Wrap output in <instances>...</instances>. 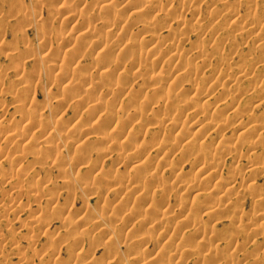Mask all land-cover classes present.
I'll use <instances>...</instances> for the list:
<instances>
[{"label":"rangeland","instance_id":"374dc122","mask_svg":"<svg viewBox=\"0 0 264 264\" xmlns=\"http://www.w3.org/2000/svg\"><path fill=\"white\" fill-rule=\"evenodd\" d=\"M107 1L0 0V264H264V0ZM105 2L111 6L102 8ZM87 27L92 34L80 38ZM123 33L138 47L133 43L122 58L124 44L107 54L111 70L118 67L110 86L92 65L101 48L91 46ZM149 48L158 53L148 57ZM78 67L81 76L73 75ZM64 70L69 77L61 82ZM135 70L141 71L135 79L125 77ZM179 70L188 75L178 83ZM79 76L81 89L73 87ZM153 76L169 80L160 85ZM176 83L181 88L172 98L159 91ZM213 84L212 95L191 100L196 88ZM83 96L104 102L103 112L93 116L77 106ZM207 96L213 107H205ZM137 101L147 108L123 113ZM106 113L128 123L100 148L97 138L115 135ZM212 121L223 125L203 131ZM245 130L251 140L241 135ZM134 150L141 154L135 160L118 157ZM178 177L190 187L175 186ZM216 178L239 192L208 199ZM166 210L176 222L165 221Z\"/></svg>","mask_w":264,"mask_h":264},{"label":"bare ground","instance_id":"6f19581e","mask_svg":"<svg viewBox=\"0 0 264 264\" xmlns=\"http://www.w3.org/2000/svg\"><path fill=\"white\" fill-rule=\"evenodd\" d=\"M104 1H106V2H109V1H107V0H104ZM105 2V4L102 6V8H106V7H109V6H111V4L109 5V3H106ZM149 2H150V0H149ZM153 2V1H152ZM102 3H103V1H102ZM15 7H16V4H15ZM13 8H14V6H13ZM18 8V7H17ZM15 9V8H14ZM73 10H75V9H73ZM62 11V10H61ZM60 12V11H59ZM75 12V11H74ZM77 12V11H76ZM29 13V12H28ZM144 14V11L143 10H139L138 11V14ZM235 14V13H234ZM71 17H73L74 15L72 14V15H70ZM69 16V17H70ZM236 16V15H235ZM234 18V17H233ZM66 21H63V23H65ZM86 22V21H85ZM90 24V23H89ZM103 24V23H102ZM88 25V24H87ZM92 25V24H91ZM93 26V25H92ZM95 26V25H94ZM99 26H103V25H99ZM88 29L87 30H84V31H81L80 33H79V37L81 38L83 35H86V36H88L87 34H92V31H91V29H89V27H87ZM91 28V27H90ZM48 34V33H47ZM58 34V36H59V33H57ZM261 34H263V33H261ZM71 36H74V33H73V35H71ZM85 36V37H86ZM124 33H123V36H122V34H118L117 35V37L115 38V39H113V40H111L110 42H107V40H103V39H95V41L93 42V44H92V46H91V49L92 48H94V50L96 49H99V48H101V49H99V51H97L98 53L96 54L97 56L95 57V59H94V61H95V63L94 64H92V65H96L98 68V71H99V76L101 77V78H103V82H105V84L106 83H111L110 84V86H114L113 85V83L115 82L114 80H112V79H110L109 78V76L110 75H112V73L115 71L116 72V70L118 69V67H117V64H116V67H117V69L114 67V70H111V62L112 61H109V55H107L109 52L112 54V53H114L116 50L118 51V47L120 48L121 46L120 45H122V44H124L123 45V48L122 49H120L119 50V54H117V58H119L120 56V58H122V56H123V53H124V50L125 49H127V50H129L130 48H132L133 46H134V44L136 45V43H138L137 42V40H135L134 39V41H133V43L130 45V43H126V38H124ZM67 37V36H66ZM78 37V38H79ZM60 38V37H59ZM62 38V37H61ZM74 38V37H73ZM77 38V39H78ZM124 38V39H123ZM153 38H155V37H153ZM153 38H151V39H153ZM264 38V37H263ZM75 39V38H74ZM71 40V39H70ZM84 40V39H83ZM83 40H80V42H82V44H83ZM156 39H154V41H155ZM158 40V39H157ZM262 40V39H261ZM63 41V40H62ZM148 41H150V40H148ZM152 41V40H151ZM70 42V41H69ZM73 42H74V40H73ZM72 42V43H73ZM79 42V41H78ZM136 42V43H135ZM71 43V42H70ZM85 43V42H84ZM87 43V42H86ZM90 43V42H89ZM126 43V44H125ZM146 43V42H145ZM154 43V42H153ZM79 44V43H78ZM81 44V46L83 47V45ZM88 44V43H87ZM159 44V43H158ZM158 44H156V45H158ZM61 44H59V46H60ZM86 45V44H85ZM139 45V44H138ZM76 46H80V45H75V49H77L76 48ZM80 46V47H81ZM125 46V47H124ZM137 46V45H136ZM159 46V45H158ZM61 47V46H60ZM80 47H79V49H80ZM88 47V46H87ZM138 47V46H137ZM139 47H140V45H139ZM74 48V47H73ZM83 48H86V47H83ZM82 48V50H81V52H83V49ZM155 48H156V46H155ZM68 49V48H67ZM89 49V48H88ZM87 49V50H88ZM54 50V49H53ZM57 50V49H56ZM61 50V49H60ZM70 50V49H69ZM74 49H72V51H73ZM126 50V51H127ZM133 50V49H132ZM136 50V49H135ZM148 50V49H147ZM156 50V49H155ZM52 51V50H51ZM63 51V50H62ZM76 51V50H75ZM153 48H149V50L147 51V54H148V57H149V53H152V54H155L157 51H155L154 53H153ZM67 52V51H66ZM71 52V51H70ZM77 52V51H76ZM76 52H73L74 54L76 53ZM90 52V51H89ZM129 52V51H128ZM53 53H58L59 54V52H55V50L53 51ZM72 53V52H71ZM71 53L69 54L70 55V57L72 58V56L73 55H71ZM72 53V54H73ZM85 53H87L86 52V49H85ZM158 53V52H157ZM50 54H51V52H50ZM50 54H48V55H50ZM61 54V53H60ZM63 54V53H62ZM84 54V53H83ZM125 54H126V52H125ZM66 55V54H65ZM132 55V54H131ZM145 55V54H144ZM178 55V54H177ZM62 56V55H61ZM75 56H76V54H75ZM75 56H74V58H75ZM107 56H108V58H107ZM112 56V55H111ZM115 56V55H114ZM155 56V55H154ZM175 56V55H174ZM60 57V56H59ZM78 57V56H77ZM137 57V56H136ZM140 56H138V58H139ZM177 57V56H176ZM43 58V57H42ZM52 58V57H51ZM54 58V60L56 59L55 57H53ZM73 58V59H74ZM94 58V57H93ZM114 58V57H113ZM141 58V57H140ZM173 58V57H172ZM181 58V57H180ZM44 59V58H43ZM50 59V58H49ZM69 59V57H67V58H65V60H66V64L68 63L69 65H71L70 64V60H68ZM73 59L71 60V61H73ZM78 59V58H77ZM144 59V58H143ZM156 59H159V58H156ZM156 59H155V61H156ZM176 59V58H175ZM182 59V58H181ZM46 60H48L47 58H46ZM45 60V61H46ZM60 60V59H59ZM67 60H68V62H67ZM137 60V59H136ZM184 60V59H183ZM34 61V60H33ZM36 61V60H35ZM45 61H43L44 63H45ZM93 61V62H94ZM142 61H144V60H142ZM146 61V60H145ZM185 61V60H184ZM148 62V61H147ZM152 62V61H151ZM190 62V61H189ZM57 63H58V60H57ZM60 63V62H59ZM72 63V62H71ZM35 64V63H34ZM74 64V63H73ZM72 64V65H73ZM62 65V64H61ZM80 65V64H79ZM148 65V64H147ZM51 66V65H50ZM55 66V65H54ZM57 66H59L58 64H57ZM57 66H55L54 68H56ZM63 66H65V65H63ZM76 66H78V65H76ZM119 66H120V64H119ZM82 67V66H81ZM85 67V66H84ZM84 67H83V69H84ZM58 68V67H57ZM65 68H66V66H65ZM71 67H69V69L68 68H66V70L68 71V70H71L70 69ZM79 68V67H78ZM53 68H51V70H52ZM87 69V68H86ZM96 69V70H97ZM80 68L79 69H77V68H74L73 69V75L74 74H78V75H80ZM48 71V70H47ZM46 71V72H47ZM54 71V70H53ZM62 72V71H61ZM72 72V71H71ZM140 72L141 71H139V70H135L134 72H132V73H130V74H127L125 77L127 78L128 77V79H130V80H133V79H135L137 76H139L140 75ZM148 72H150V71H148ZM179 72H180V70H179ZM178 72V74L176 75L177 77H176V80H177V82L178 81H180V80H183V79H185L186 77H187V73H184V72H180L179 73ZM63 73V72H62ZM87 73H89V72H87ZM98 73V72H97ZM96 73V74H97ZM146 73V72H145ZM151 73V72H150ZM33 74V73H32ZM59 74V73H58ZM61 74V73H60ZM67 74V73H66ZM65 74V70H64V74H63V76L61 75V82H63V80L66 78V77H69V76H64V75H66ZM72 74V73H71ZM142 74V73H141ZM147 74V73H146ZM149 74V73H148ZM147 74V75H148ZM153 74V73H152ZM187 74V75H186ZM72 75V76H73ZM82 75V74H81ZM80 75V76H81ZM98 75V74H97ZM151 75V74H150ZM149 75V76H150ZM79 76V81L76 83V81L75 82H73L72 84H74V83H76V85H73V87L74 86H78V87H80V89H81V87L82 86H84L85 84H83L84 82L82 81V77H80ZM87 76H88V74L86 75V77L85 78H87ZM160 76V75H159ZM159 76H153L151 79H153V81H154V83H156V84H160V85H162L161 83H163V80H167V78H168V76L165 78L164 76L162 77H159ZM244 76V75H243ZM33 77V76H32ZM59 78H60V76H58ZM151 77V76H150ZM71 78V77H70ZM74 78H76V75H75V77ZM113 78V77H112ZM244 78V77H243ZM58 79V78H57ZM242 79V78H241ZM59 80V79H58ZM68 80V79H67ZM71 80V79H70ZM168 80H169V78H168ZM189 80V79H188ZM211 80V79H210ZM66 81V80H65ZM73 81V80H72ZM71 81V82H72ZM88 81V80H87ZM175 81V80H174ZM213 81V80H212ZM211 81V82H212ZM86 82V81H85ZM173 82V81H172ZM184 82V81H183ZM196 82V81H195ZM252 82V81H251ZM179 83V82H178ZM181 83V82H180ZM66 84H68V83H66ZM83 84V85H82ZM89 84V83H88ZM172 84V83H171ZM215 85H216V83H214ZM211 85L210 86V89H208V90H206V91H201V87L200 88H196V86H195V88H196V92L195 93H193L192 95V97H191V100L194 102V101H199L200 99H202L203 98V96H204V92H209L211 95H212V93H214V91L216 90V87H217V85H216V87H215V85ZM70 82H69V87H70ZM82 85V86H81ZM238 85V84H237ZM264 85V84H263ZM260 86V88H259V90H261V91H264V86ZM87 86V85H86ZM86 86H85V90H86ZM104 86V85H103ZM175 86V84H173V89H160L159 91L160 92H162V94L166 97V98H172V96H174V95H176V90L177 89H179V84L177 85V83H176V86ZM179 86V87H178ZM193 86V85H192ZM193 86V87H194ZM207 86V85H206ZM220 86V85H219ZM254 86V85H253ZM69 87H67V88H69ZM72 87V88H73ZM89 87V86H88ZM94 87V86H93ZM117 87H118V85H117ZM171 87V86H170ZM234 87V86H233ZM72 88H70L71 90H73ZM95 88V87H94ZM98 88V87H97ZM103 88V87H102ZM181 88V87H180ZM207 88V87H206ZM251 88V87H250ZM89 89V88H88ZM93 89V88H92ZM91 89V90H92ZM96 89V88H95ZM122 89V88H121ZM191 89V88H190ZM218 89V88H217ZM249 89V88H248ZM252 89V88H251ZM258 89V88H257ZM84 90V89H83ZM91 90H89L90 91V93H91ZM250 90V89H249ZM76 91V90H75ZM87 91V90H86ZM93 91V90H92ZM182 91V90H181ZM181 91H180V93H181ZM190 91V90H189ZM194 91V90H193ZM232 91H234V93H238V92H240L241 91V89H240V87L239 88H235L234 90H232ZM248 91V90H247ZM65 92V91H64ZM69 93H70V91H68ZM72 92V91H71ZM80 92H81V90H80ZM94 92V91H93ZM92 92V93H93ZM192 92V91H191ZM66 93H67V91H66ZM77 92H75V94H76ZM91 93V94H92ZM95 93H97V92H95ZM105 93V92H104ZM232 93V92H231ZM65 94V93H64ZM63 94V95H64ZM68 94V93H67ZM80 94V93H79ZM82 94V93H81ZM80 94V95H81ZM115 94V93H114ZM161 94V95H162ZM74 95V94H73ZM84 95V94H83ZM104 95H106V94H104ZM116 95V94H115ZM114 95V96H115ZM178 95H180V94H178ZM177 95V96H178ZM76 96V98L78 97L77 96V94L75 95ZM85 96H87V95H85ZM114 96H113V98H114ZM117 96H119V94L117 95ZM160 96V95H159ZM67 97V95L65 96V98ZM71 97H72V95H71ZM84 97V96H83ZM110 97H112V96H110ZM208 97V96H207ZM211 96H209L208 98H206L207 100L205 101L206 102V105H205V107L208 105L209 107H210V105L212 106L213 105V100H211L212 98H210ZM73 98V97H72ZM90 98V97H89ZM112 98V99H113ZM160 98V97H159ZM66 99H69V98H66ZM74 99V98H73ZM91 99V98H90ZM94 99V98H93ZM98 99V98H97ZM103 99V98H102ZM109 100V101H111V104L112 103H114V104H116V101L115 100ZM114 99H116V98H114ZM162 99V98H161ZM175 99V98H174ZM61 100V99H60ZM65 100V99H64ZM254 100V99H253ZM105 101V100H104ZM191 101V102H192ZM72 102H74V101H72ZM117 102H118V100H117ZM138 102V101H137ZM134 103V104H132V106H130V107H127L126 106V108H124L123 109V113H126V114H129L130 112L132 113V110H135V109H138V108H141V110H142V108L145 106H147V105H144V104H142L141 102H138V103ZM216 102V101H215ZM65 103V102H64ZM62 104V103H61ZM75 104L77 105V106H80V107H84V109H86L85 107H87L88 109L87 110H89L90 112H91V115H92V113H93V116L94 115H96L97 113H100L101 114V112L100 111H102L103 112V108H105V106H106V104H104V102H101V101H97V100H89L87 97L85 98H82V99H79V100H75ZM113 104V105H114ZM119 104V103H118ZM112 105V106H113ZM120 105H122L121 104V102H120ZM111 106V105H110ZM115 106V105H114ZM124 106V104L121 106V109H122V107ZM144 107V108H145ZM191 107V106H190ZM213 107V106H212ZM107 108H108V106H107ZM110 108H112V107H110ZM114 108V107H113ZM113 108L111 109V110H113ZM118 108V107H117ZM120 108V107H119ZM147 108V107H146ZM206 108H208V107H206ZM75 109H76V107H75ZM81 109H83V108H81ZM219 109V108H218ZM57 110V109H56ZM106 110V109H105ZM111 110H110V113H111ZM120 110V109H119ZM76 111V110H75ZM83 111V110H82ZM81 111V112H82ZM86 111V110H85ZM145 111V110H144ZM202 111V110H201ZM88 112V111H87ZM89 112V113H90ZM106 112V111H105ZM114 113H115V111H113ZM118 112V111H117ZM199 112V111H198ZM203 112V111H202ZM76 113V112H75ZM121 113V112H120ZM119 113V114H120ZM130 113V115H133V114H131ZM107 114V113H106ZM119 114H112V115H108L109 117H107V119H108V122L107 121H105V118H104V121L106 122V123H108V126L110 125L111 127L113 126L114 127V129H113V131H114V134L115 135H113V133H112V135H110L112 138H109V139H106V138H102V137H99V138H97L96 140H95V144H101L100 145V148H102L101 146H102V144H103V146H106L108 143H110V142H112V141H116V138H115V136H117L116 134H118V133H124V131H125V128H126V125H127V123H128V121L126 120V118H124L123 117V115L122 116H120ZM125 114V115H126ZM98 115V114H97ZM77 116V115H76ZM79 116V115H78ZM77 116V117H78ZM85 116V115H84ZM205 116V115H204ZM96 117V116H95ZM76 118V117H75ZM75 118H74V120H75ZM97 118H98V116H97ZM134 118V117H133ZM178 118V117H177ZM58 119V118H57ZM64 119V118H63ZM78 119V118H77ZM76 119V120H77ZM83 119V118H82ZM96 119V118H95ZM94 119V120H95ZM163 119V118H162ZM171 119V118H170ZM75 120V121H76ZM97 120V119H96ZM101 120V119H100ZM58 121H60V120H58ZM67 121V120H66ZM82 121V120H81ZM163 122H164V120H162ZM64 122V121H63ZM72 122V121H71ZM74 122V121H73ZM99 123H101L100 121H98ZM104 122V123H105ZM159 122V121H158ZM59 123V122H58ZM67 123H68V121H67ZM77 123V122H76ZM97 123V122H96ZM102 123H103V121H102ZM101 123V124H102ZM103 123V124H104ZM7 124V123H6ZM60 124H61V121H60ZM64 124H66V123H64ZM63 124V125H64ZM69 124H70V122H69ZM80 124V123H79ZM77 125L78 127L77 128H79V126L80 125ZM157 124V123H156ZM202 124V123H201ZM8 125H10V124H8ZM8 125H6V126H8ZM59 125V124H58ZM72 125V124H71ZM107 125V124H106ZM139 125L141 126V127H143V125L145 126L146 125V122H144V120L143 121H139ZM149 125V124H148ZM223 124L222 123H220V122H210V123H207L206 125H203L201 128H202V130L203 131H205L206 130V128L207 129H212V128H215V129H217L218 130V128H220L221 126H222ZM59 126H61V125H59ZM69 126V125H68ZM55 127H57V126H55ZM62 127V126H61ZM61 127H57V128H60L58 131H60L61 130ZM2 128V127H1ZM56 128V129H57ZM75 128V127H74ZM201 128H199V129H201ZM64 129H65V126H64ZM108 129H109V127H108ZM111 129V128H110ZM205 129V130H204ZM257 129V128H256ZM67 130V129H66ZM251 130H253V129H251ZM64 131V130H63ZM68 131V130H67ZM71 131L73 132V130L71 129ZM199 131V130H198ZM203 131H202V133H203ZM79 132V131H78ZM248 132H249V130H245V131H243V132H241V135H243L244 137H246V138H249V140H251L252 138L251 137H249V136H251V135H248ZM251 132V131H250ZM55 133V132H54ZM67 133V132H66ZM59 134V133H58ZM68 134L70 135V133H67V136H68ZM63 136V135H62ZM61 136V137H62ZM66 135H64V137H67ZM71 136V135H70ZM130 136H131V134H130ZM59 137H60V135H59ZM56 138V137H55ZM69 138V137H68ZM123 138V137H122ZM121 138V139H122ZM52 140H53V138H51ZM89 139V138H88ZM87 139V141H89ZM51 140V141H52ZM61 140H63L62 138H61ZM65 140V139H64ZM112 140V141H111ZM131 140V139H130ZM248 140V141H249ZM87 141H85L84 143H83V146L85 145V146H87ZM93 141V140H92ZM124 141V140H123ZM191 141V143H196L197 141L195 140V139H191L190 140ZM91 142V139H90V141H89V143ZM128 142V141H127ZM130 142V141H129ZM129 142L128 143H125L126 145L128 144L129 145ZM132 142V141H131ZM130 142V143H131ZM245 142V141H244ZM243 142V143H244ZM252 142V141H251ZM81 143V142H80ZM94 143V142H93ZM120 143H122V142H120ZM94 144V145H95ZM156 145H158L157 144V142L155 143ZM252 144H254V141H253V143ZM76 145V144H75ZM91 145H92V142H91ZM187 145V144H186ZM190 145V144H189ZM192 145V144H191ZM78 146V145H77ZM80 146V145H79ZM129 146H131V145H129ZM129 146H128V148H129ZM188 146V145H187ZM81 147V146H80ZM90 147V146H89ZM107 147V146H106ZM75 148V147H74ZM91 148V147H90ZM99 148V147H98ZM184 148V147H183ZM80 149V151L83 149V148H79ZM78 149V150H79ZM85 149V148H84ZM87 149H89V148H87ZM92 149V148H91ZM107 149V148H106ZM121 149H122V146H121ZM130 149V148H129ZM134 148H132V150H133ZM75 150V149H74ZM90 150V149H89ZM100 150V149H99ZM108 150V149H107ZM76 151V150H75ZM84 151H86V150H84ZM91 151V150H90ZM127 151H128V149H127ZM130 151V150H129ZM141 151V150H140ZM230 152L231 151H233V150H229ZM77 152V151H76ZM88 152V151H87ZM123 152V151H122ZM150 153V152H149ZM78 154V153H77ZM89 154V153H88ZM119 154H120V152H119ZM139 152L137 151V150H134V151H131V152H129V153H123V154H121V155H118V157H123L122 159H124V160H135V159H137L138 157H139ZM68 155V154H67ZM87 155V154H86ZM141 155V154H140ZM153 155V154H152ZM152 155H151V157H152ZM66 156V155H65ZM64 156V157H65ZM76 156V155H75ZM81 156V155H80ZM67 157V156H66ZM150 157V158H151ZM167 157V156H166ZM204 156H199V160L200 159H203L204 160V158H203ZM83 158V157H82ZM212 158V157H211ZM78 159H80L79 157H78ZM83 160V159H82ZM150 160V159H149ZM156 160V159H155ZM148 161V160H147ZM140 162V161H139ZM162 162V161H161ZM137 163V162H136ZM146 163V162H145ZM164 163V162H163ZM149 165H150V163H148ZM162 164V163H161ZM152 165V164H151ZM138 166V169L140 168L141 170L143 169V164H141V165H137ZM252 165H250V167H251ZM140 169H139V171L138 172H140ZM203 169V168H202ZM261 169V168H260ZM260 169H259V167L258 168H256V170H255V168H253L252 169V173H256V172H258V171H260ZM213 170H215V169H213ZM150 171V170H149ZM207 171V170H206ZM206 171H204V172H206ZM212 171V170H211ZM235 171V170H234ZM250 171V170H249ZM150 172H152V171H150ZM149 172V173H150ZM141 173V172H140ZM139 173V174H140ZM148 172H147V175L149 174ZM155 174H156V172H154ZM153 173V174H154ZM157 173H158V171H157ZM212 173V172H211ZM213 173H215V172H213ZM212 173V174H213ZM155 174L154 175H152L151 174V178L153 179L154 177H155ZM231 174L232 175H234L235 173H233V172H231ZM215 175V174H214ZM146 176V175H145ZM156 176H157V174H156ZM160 177V176H159ZM158 177V178H159ZM136 178V177H135ZM157 178V177H156ZM218 178V177H217ZM216 178V179H217ZM133 179V178H132ZM148 179V178H147ZM204 179L205 180H209L210 179V176H205L204 177ZM203 179V180H204ZM231 179V178H230ZM140 180V179H139ZM148 180H150V179H148ZM147 180V181H148ZM132 181V180H131ZM121 183V182H120ZM148 185L147 186H151V183H153V181H151V183L148 181ZM155 183V182H154ZM159 183H160V181H159ZM180 184H182V185H184V184H186V186L187 187H190V185H191V182H186L185 180H182L180 177H178V181L175 183V186H181ZM160 185V184H159ZM159 185H157V186H159ZM174 185V184H173ZM146 186V187H147ZM154 186V185H153ZM145 187V188H146ZM194 187V185L191 187V188H193ZM213 187V186H212ZM135 188H137V187H135ZM151 189H152V186L150 187ZM154 188H156V187H154ZM177 188V187H176ZM134 189V188H133ZM138 189V188H137ZM137 189H135L136 191H138ZM168 189V188H167ZM132 190V189H131ZM166 190V189H165ZM169 190V189H168ZM135 191V192H136ZM170 191V190H169ZM169 191H168V193H169ZM147 192V191H146ZM146 192H144V194L142 193L141 194V196H138L137 197V199H144V197H145V194H147ZM234 192H239V189H238V187L236 186V185H233V184H231V182L230 181H228V180H223V179H221V178H219V179H217V181H216V183L214 184V188L211 190V191H209V193H208V199L211 197V196H215V195H219V193H225V194H231V193H234ZM147 196V195H146ZM206 196V195H205ZM216 196V197H217ZM206 197V198H207ZM214 199V198H213ZM181 201L183 200V199H180ZM222 200V199H221ZM137 202V201H136ZM220 202V201H219ZM216 204H217V201H216ZM221 205H222V203H221ZM215 206V205H214ZM213 206V207H214ZM199 207H201V206H199ZM210 208V206H206V207H204V208H202V210L203 209H209ZM212 208V207H211ZM216 209H218V208H216ZM215 209V210H216ZM200 210V209H199ZM201 211V210H200ZM214 212V211H213ZM215 213V212H214ZM212 214V213H211ZM160 215V214H159ZM132 215H130V217H131ZM162 217L165 219V221H167L168 223H173V222H176V215L175 214H173V213H171L169 210L167 211H164L163 213H162ZM257 217L258 218H262L263 217V215L260 213V214H258L257 215ZM187 218V217H186ZM187 219H181V223H183V222H187L186 221ZM192 221V220H191ZM190 220H189V222H191ZM104 222H105V220H104ZM97 224H96V226L97 225H100L101 223H102V220L100 221V220H98L97 222H96ZM193 223H195V222H193ZM197 223H199V222H197ZM196 223V224H197ZM107 227V226H106ZM95 228H97V227H95ZM201 228V227H200ZM204 245V242L202 241L201 243L199 242V246H203ZM193 250H194V248H192V247H190V248H188V249H186V252H189L190 254L193 252ZM207 250L208 251H210L211 252V248H209V247H207ZM147 258V260H149V262H151V260L152 261H154L155 260V258H156V256H154V257H152V258H150V259H148L149 257H146ZM145 258V259H146ZM159 259V258H158ZM158 259H156L155 261H157ZM145 261V260H144ZM147 262V261H146ZM145 263V262H144Z\"/></svg>","mask_w":264,"mask_h":264}]
</instances>
